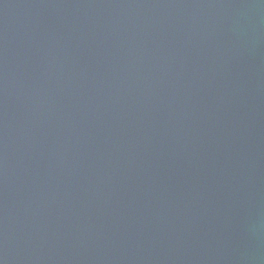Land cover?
<instances>
[{"label": "water", "instance_id": "95a60500", "mask_svg": "<svg viewBox=\"0 0 264 264\" xmlns=\"http://www.w3.org/2000/svg\"><path fill=\"white\" fill-rule=\"evenodd\" d=\"M0 264H264V0H0Z\"/></svg>", "mask_w": 264, "mask_h": 264}]
</instances>
